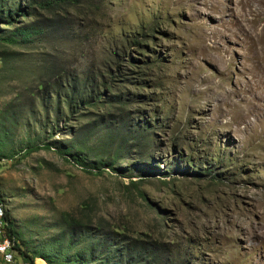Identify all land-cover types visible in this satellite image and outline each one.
<instances>
[{"label":"rangeland","instance_id":"374dc122","mask_svg":"<svg viewBox=\"0 0 264 264\" xmlns=\"http://www.w3.org/2000/svg\"><path fill=\"white\" fill-rule=\"evenodd\" d=\"M66 11L64 39L16 47L17 72L0 73V117L17 119L0 130V264H26L4 245L6 210L35 251L65 212L164 242L175 261L264 264V0H81ZM56 57L65 83L83 81L96 100L46 118L38 82L50 70L38 79L37 66ZM42 142L55 147L24 151ZM68 144L88 166L61 153Z\"/></svg>","mask_w":264,"mask_h":264},{"label":"trees","instance_id":"16d2710c","mask_svg":"<svg viewBox=\"0 0 264 264\" xmlns=\"http://www.w3.org/2000/svg\"><path fill=\"white\" fill-rule=\"evenodd\" d=\"M80 3L81 0H0V24L4 25V27H0V73L18 70L13 64L18 63L22 53L16 47L25 46L34 40H47L51 37L54 38L53 41L64 39L62 32L68 18L66 6L72 7ZM32 6L33 12H30L29 9ZM40 9L49 12L50 15L42 16L38 12ZM90 9H94L92 4ZM25 17H29V20L24 22ZM41 60H45V63ZM46 63L47 59H40L37 66L38 79L45 76V67L50 70L48 80L46 82L39 80L38 82V88L42 87L46 95L45 97H42L44 94L40 95L42 104L39 105L45 112L46 118L51 114V111H54L55 114L61 112L60 106L55 108L61 102H66L68 106H71L70 109L78 104H93L91 100L95 99L94 94H87L83 81L72 80L70 83H65L63 77L67 73L59 58L50 59L49 64ZM109 101L116 102L118 100H107L106 103ZM7 121L17 123V119L0 117V125L2 124L0 130H3L4 122ZM99 126L102 129L109 128L110 136H113L120 132L118 127L123 124L115 120H108V122L104 120L99 122ZM126 127L132 131H145V128L136 122H130ZM90 130L89 128L86 131L90 132ZM54 143H35L25 148L24 151L30 152L42 147H55ZM75 147L80 150L77 148L79 146ZM72 148L73 146L68 144L65 149L60 151L62 154L70 155L77 164L88 166L84 162L85 157L78 153H71ZM7 156L0 155V157ZM116 158V156L111 157L99 164L101 167L112 166ZM89 165L91 167L89 172L92 168H97L93 163H89ZM184 173L186 174V172ZM3 219L2 227L5 230V237L11 241V247L18 251L25 262L29 264H34V259L37 257L43 258L46 264H191L189 261H175L171 252L166 249L164 242L152 238L141 239L122 235L116 230V227L103 224L100 220H94L89 215L78 219L69 213H62L57 223L61 233L53 234L42 245L40 251L31 249L27 241L21 237L19 231L13 226L7 210L3 214Z\"/></svg>","mask_w":264,"mask_h":264},{"label":"built area","instance_id":"2783aa9c","mask_svg":"<svg viewBox=\"0 0 264 264\" xmlns=\"http://www.w3.org/2000/svg\"><path fill=\"white\" fill-rule=\"evenodd\" d=\"M8 245V252H10V256H14V250L12 247H10V244H7ZM26 264H29V263H26Z\"/></svg>","mask_w":264,"mask_h":264},{"label":"bare ground","instance_id":"6f19581e","mask_svg":"<svg viewBox=\"0 0 264 264\" xmlns=\"http://www.w3.org/2000/svg\"><path fill=\"white\" fill-rule=\"evenodd\" d=\"M2 217H3V215H2ZM7 244L11 245V241L8 238H6V240L4 241V245L8 247ZM8 253H10V252H8ZM10 257H14V256H10Z\"/></svg>","mask_w":264,"mask_h":264}]
</instances>
